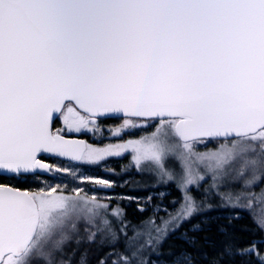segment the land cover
Listing matches in <instances>:
<instances>
[{
	"label": "snow or ice",
	"instance_id": "obj_1",
	"mask_svg": "<svg viewBox=\"0 0 264 264\" xmlns=\"http://www.w3.org/2000/svg\"><path fill=\"white\" fill-rule=\"evenodd\" d=\"M110 116L123 117L113 135L151 121L156 131L104 148L65 135L99 131ZM221 140L215 152L195 151ZM129 149L138 168L178 181L174 219L198 211L200 166L214 181L264 169V0H0V175L27 179L53 172L49 156L96 164ZM71 193L0 183V264H72L63 253L74 237L91 244L107 229L115 240L107 214L123 222V211L82 187ZM81 221L95 230L79 236ZM148 223L157 236L147 244H159L167 222ZM254 223L264 231V218ZM121 232L122 264H145L141 233ZM222 255L264 264L255 244ZM76 264H90L88 253Z\"/></svg>",
	"mask_w": 264,
	"mask_h": 264
},
{
	"label": "rangeland",
	"instance_id": "obj_2",
	"mask_svg": "<svg viewBox=\"0 0 264 264\" xmlns=\"http://www.w3.org/2000/svg\"><path fill=\"white\" fill-rule=\"evenodd\" d=\"M122 122L123 119L120 118L110 125H103L98 122L99 131L93 129V131L90 132L65 133V135L68 137L83 138L86 143L92 144L94 147L104 148L110 144H124L130 140H139L144 136H151V134L156 131L157 127L156 121L142 122L145 124L144 127L121 129L119 136L113 135L112 130L120 128ZM59 127H61V124L58 122L56 128ZM221 143H224V141H210L206 144H197L195 146V151L198 153L215 152L220 148ZM133 156L134 153L129 149L119 156L105 157L104 160L96 164H87L83 162L68 163L57 159L47 161V163L52 166L53 172L49 173L47 177H38L34 179L39 183V187L30 191H38L46 186H59L60 188H64L65 194H72L71 190L73 188L82 187L88 191L89 196L95 195L100 202L109 204L110 210L120 209V207H131L134 204L135 207L148 210L153 216H159L160 214L157 222L158 224H156L157 226L164 227L165 222H167L166 233L162 232L159 234L160 240L169 232L177 229L178 226L183 225L192 216L197 214L202 207H227L242 213L245 212L249 214L253 220L264 218V169L262 168H257L254 171L251 169L246 170L243 177L238 176L234 170L229 169L227 175H223L214 181L212 173L205 172L203 166H200L198 170L205 178L203 181H199L198 184L191 186L192 195L195 197L198 205V211L187 219H174L177 215V209L182 202V193L179 190L178 181L175 179L173 181H168L166 177H160L157 171L153 167H149L146 162L138 168L133 160ZM119 162L125 163L124 168L127 169V172H123L117 176L111 169V166ZM57 167L61 169L68 168L69 172L62 171L56 173L54 170ZM178 170L177 168V171ZM137 172L141 175L142 180L127 189L130 194L121 192L120 189H123L125 185L131 181L133 177L131 173L135 175ZM70 173L74 174L75 178H73V175ZM123 175H125L124 178L121 177ZM95 179L109 181L112 186L107 188L90 182ZM170 183H174L175 187L180 192L179 203L176 206L177 208L174 209H167L164 208V206L154 203V199L161 200L170 193L169 189L165 188L169 187ZM146 185H150L149 190L143 188ZM132 190L134 192H139V194H131V192H133ZM201 194L204 195L203 201ZM107 215L108 219L111 221L110 228L115 232L114 227L119 224V220L113 218L110 211ZM238 215L240 214H234V216ZM97 224L100 228H104V225L100 222V217H97ZM85 227L90 230H95L91 225H85L84 222L81 221L78 224L79 236L85 237L87 235ZM144 227H148L146 229L152 231V233L154 232L155 236H157L151 224L150 226ZM147 230H143L145 231V241L148 240L146 237V233H148ZM135 232H137V229ZM141 232L142 231H140V233ZM101 241H103V243H101ZM118 241L119 237L117 235L114 240L112 234L107 229H104V231L98 232L96 241L91 244L82 242L78 246L74 237L72 240L68 241L63 255L73 262L75 260L74 258H78L82 252H87L90 261L93 260L94 264H100L97 255H99L100 250L103 251V249L107 248V254L103 260H107L108 262L106 261L105 264H113V262H115V264H122L120 255L116 254L112 249V246H115ZM145 245H147V243H145ZM262 255H264V252ZM165 264H182V259L180 258L173 263Z\"/></svg>",
	"mask_w": 264,
	"mask_h": 264
},
{
	"label": "trees",
	"instance_id": "obj_3",
	"mask_svg": "<svg viewBox=\"0 0 264 264\" xmlns=\"http://www.w3.org/2000/svg\"><path fill=\"white\" fill-rule=\"evenodd\" d=\"M118 119L119 118L105 119L101 124L110 125ZM124 165L125 163L121 162L115 163L111 166V169L118 176L123 172H127ZM131 175L133 176L131 181L120 190L121 192L130 194L127 189L142 180L139 172L135 175L131 173ZM124 176L125 175L121 177L124 178ZM8 181L13 184L14 187H19L22 190L30 191L33 190L34 187V184L29 183L28 180H7V178L0 177V183ZM169 185V187L165 188L169 189L170 193L161 200L154 199V203L164 206V208L167 209H174L177 208L176 206L179 203L180 192L175 187L174 183H170ZM143 188L149 190L150 185H146ZM131 194L135 195L139 194V192L133 191ZM201 198L203 201V194H201ZM120 209L123 211V222L119 220V224L114 227L119 241L115 246H112L113 251L120 255V257L125 254V247L123 244L124 233L121 232V228H124L129 236H132L136 229L137 232L142 231V236L139 239L140 243L143 245V252L137 259H142L145 264L173 263L180 258L183 264L186 257L190 258V264H258L257 255H237L231 258L224 257L222 254L225 246L228 244H231L238 250L255 244L259 255H262L264 252V232L257 227L253 218L245 212L242 213L227 207H202L197 214L192 216L183 225L178 226L177 229L172 230L164 236L159 244L153 240L152 245L149 246L148 244L145 245L147 240L145 241L144 239L145 231L143 230H147L146 228L148 227L144 226H150V224L147 223L150 220L155 221V225L158 224L157 222L160 214L159 216H153L148 210L135 207L134 204L131 207H120ZM141 209H143V211H141ZM236 213L240 215L234 216ZM149 233H151L152 237H156L154 232L148 231V233H146L147 239H149ZM106 251L107 248L103 249V251L100 250L99 255H97L100 261L105 259L104 257L107 254ZM74 259L75 262L73 261L72 264H76L78 258ZM106 261L107 260H105V262ZM90 264H94L93 260L90 261Z\"/></svg>",
	"mask_w": 264,
	"mask_h": 264
},
{
	"label": "flooded vegetation",
	"instance_id": "obj_4",
	"mask_svg": "<svg viewBox=\"0 0 264 264\" xmlns=\"http://www.w3.org/2000/svg\"><path fill=\"white\" fill-rule=\"evenodd\" d=\"M114 119H117V118H114ZM103 120H105V119H100L98 122H100V123H102V121ZM57 124H58V122L56 123V125H55V127H57ZM81 139H83V138H81ZM84 140V139H83ZM85 141V140H84ZM86 142V141H85ZM54 158H46L45 159V163H47V161H51V160H53ZM0 177H4L5 178V176L4 175H0ZM38 177H47V176H42L41 174H39L38 176H36V175H30L27 179H17V178H7V180H11V179H17V180H19V181H25V180H28L29 181V183H33L34 184V187H33V190H35V189H37L38 187H39V183L38 182H36L34 179H36V178H38ZM4 184H10V185H12L13 186V184H11L9 181L8 182H5ZM121 190V189H120Z\"/></svg>",
	"mask_w": 264,
	"mask_h": 264
},
{
	"label": "water",
	"instance_id": "obj_5",
	"mask_svg": "<svg viewBox=\"0 0 264 264\" xmlns=\"http://www.w3.org/2000/svg\"><path fill=\"white\" fill-rule=\"evenodd\" d=\"M114 118H120V119H123V117H115V116H110V117H104V118H101V119H114ZM67 138H70V139H78V140H83L81 138H78V137H68L66 136ZM48 158H54V159H57V160H61V161H65V162H68V163H78L79 161H70L68 160L67 158L65 157H54V156H49ZM42 176H48L49 173H40Z\"/></svg>",
	"mask_w": 264,
	"mask_h": 264
}]
</instances>
